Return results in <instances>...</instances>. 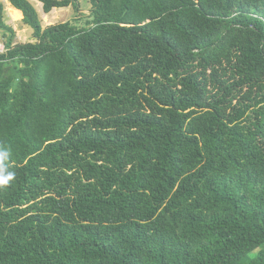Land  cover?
<instances>
[{
  "label": "trees",
  "instance_id": "trees-1",
  "mask_svg": "<svg viewBox=\"0 0 264 264\" xmlns=\"http://www.w3.org/2000/svg\"><path fill=\"white\" fill-rule=\"evenodd\" d=\"M8 2L0 264H264V0Z\"/></svg>",
  "mask_w": 264,
  "mask_h": 264
},
{
  "label": "rangeland",
  "instance_id": "rangeland-1",
  "mask_svg": "<svg viewBox=\"0 0 264 264\" xmlns=\"http://www.w3.org/2000/svg\"><path fill=\"white\" fill-rule=\"evenodd\" d=\"M30 1L38 13L42 27L65 21L81 27H87L92 24L89 15L91 7L89 0H76L72 6L53 8L48 13L43 12L40 2L36 0ZM2 3L4 6L2 20L12 31L0 29V53L5 51L4 45L10 37L11 44L33 41L32 30L22 23L21 12L12 7L8 0H2ZM87 21H89V24Z\"/></svg>",
  "mask_w": 264,
  "mask_h": 264
},
{
  "label": "clouds",
  "instance_id": "clouds-1",
  "mask_svg": "<svg viewBox=\"0 0 264 264\" xmlns=\"http://www.w3.org/2000/svg\"><path fill=\"white\" fill-rule=\"evenodd\" d=\"M10 152L0 146V187L10 186L15 173L9 169Z\"/></svg>",
  "mask_w": 264,
  "mask_h": 264
}]
</instances>
